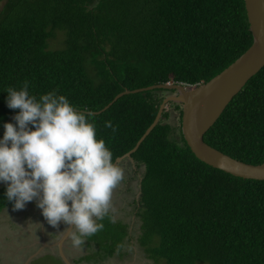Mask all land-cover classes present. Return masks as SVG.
Wrapping results in <instances>:
<instances>
[{"label":"trees","instance_id":"obj_1","mask_svg":"<svg viewBox=\"0 0 264 264\" xmlns=\"http://www.w3.org/2000/svg\"><path fill=\"white\" fill-rule=\"evenodd\" d=\"M0 1V139L8 116L20 111L7 106V88L19 90L27 80L30 96L55 91L76 110L92 112L89 122L113 162L153 122L162 100L156 93L164 89L125 94L93 112L124 89L205 83L252 42L244 0ZM56 31L64 33V47L49 49ZM167 116L164 109L131 155L143 167L138 244L164 264H264V180L236 177L200 161L180 127L176 138L163 122ZM108 121L112 128L105 127ZM203 139L243 162H264V66ZM6 187H0V210L13 206ZM109 217L110 212L97 220L104 228L86 237L95 262L113 256L128 235L127 224Z\"/></svg>","mask_w":264,"mask_h":264},{"label":"clouds","instance_id":"obj_2","mask_svg":"<svg viewBox=\"0 0 264 264\" xmlns=\"http://www.w3.org/2000/svg\"><path fill=\"white\" fill-rule=\"evenodd\" d=\"M28 88L25 80L19 90L8 87L6 91L7 106L20 111L13 117L16 125L4 124L0 181L6 183L5 194L15 210L35 199L49 225L68 226L58 234L62 240L83 250L85 237L104 228L97 220L108 216L123 170L113 163L105 141L97 139L95 125L88 119L92 113L76 110L55 91L37 99ZM105 127L112 128L111 122ZM124 248L118 244L117 254Z\"/></svg>","mask_w":264,"mask_h":264},{"label":"water","instance_id":"obj_3","mask_svg":"<svg viewBox=\"0 0 264 264\" xmlns=\"http://www.w3.org/2000/svg\"><path fill=\"white\" fill-rule=\"evenodd\" d=\"M244 7L252 42L240 56L210 80L189 89L183 84L170 82L133 90L124 89L116 94L101 110L93 112L101 113L125 94L153 89L173 91L172 94L162 98L153 122L138 139L135 146L117 157L113 163L119 164L123 159H129L134 163L131 157L132 153L137 150L159 122L166 105L173 102L181 104V134L197 159L236 177L264 180V162L259 164L243 162L210 146L203 139L206 131L219 118L231 99L264 66V0H244ZM16 114L8 116L6 123H9ZM62 241L60 238L59 246H61ZM60 256L64 264H71V261L61 251Z\"/></svg>","mask_w":264,"mask_h":264},{"label":"rangeland","instance_id":"obj_4","mask_svg":"<svg viewBox=\"0 0 264 264\" xmlns=\"http://www.w3.org/2000/svg\"><path fill=\"white\" fill-rule=\"evenodd\" d=\"M2 1H0V6ZM65 35L62 31H56L55 36L49 40V49H60L64 47ZM171 91H158L156 95L163 98L166 95L172 94ZM168 116L163 119L164 123H169L172 127L173 135L177 138L179 127H180V112L181 108H177L175 104L168 103L165 107ZM181 129V128H180ZM123 170V179L118 184V186L113 190L111 209L110 213L113 214L112 222L122 223L128 225V235L123 238L125 241V248L122 249L119 254L117 252L100 262L93 261L95 254L93 253L95 247L94 245L86 251V247L83 246V250L74 249L71 246V241H69V248L67 249V254L72 259L79 258L85 253L91 255L89 260L78 261L75 260L74 264H164V261L154 262L149 258L148 254L144 251L142 247L138 244V235L140 233V218L137 215V200L139 198V183L143 173V167H136L135 163L131 162L129 159H123L119 164H117ZM5 182L0 181V187L4 185ZM35 203L36 200L34 199ZM71 203V202H69ZM22 210H15L14 207H5L0 210V264H61L58 260L52 259L51 256L38 257L35 258L33 254L37 248L24 251L22 254L19 252L20 257L16 256L17 248H20V239L24 238L23 235H18L17 231H14V224L21 222L22 216L26 217ZM33 218L28 217L25 219L27 225L29 221L32 222ZM55 236H51V240L55 239ZM86 239V237H85ZM88 240V239H87ZM49 242V240H48ZM50 243V242H49ZM18 246V247H16ZM25 247L26 243H23L21 247ZM30 247V246H29ZM131 251H128V248ZM55 250V249H54ZM55 254V251H52ZM33 254L34 256H32ZM31 255V256H30ZM30 256V257H29ZM48 256V257H47ZM29 257V259H27Z\"/></svg>","mask_w":264,"mask_h":264},{"label":"crops","instance_id":"obj_5","mask_svg":"<svg viewBox=\"0 0 264 264\" xmlns=\"http://www.w3.org/2000/svg\"><path fill=\"white\" fill-rule=\"evenodd\" d=\"M5 184L6 183H4V185ZM8 207H13V206H8ZM24 209H25L24 212L28 214H25L26 217L24 216L20 217L22 219L21 222L19 220V222L14 224L15 225L14 231H17L18 235H23V233L26 234V237L25 235H23L24 238H21L19 241L21 242V244H20V248L19 249L17 248L18 255L16 256V258L20 257L19 252H21L22 254L24 251L26 252L28 249L31 250L34 247L36 248V246H37V249L33 253L34 255H37L39 252H43L44 254L51 256L52 259L53 258L61 259V256H60V251H61L67 258H69V255L67 254L68 253L67 249L69 248L68 246H69L70 240H63L61 243V246H59L60 244L58 240L62 238L58 234L60 232H63L64 229L68 226L65 225L63 222H60L58 228H55L53 231H47V227H48L47 221L42 215V210L36 206V203L34 200L31 202H27ZM28 217L33 218L32 223L41 224L42 228L39 229V225H34V224L30 226L27 225V223L25 222V219H28ZM127 231H128V228H127ZM49 234H52V236H55L54 237L55 239L49 240L50 243L47 241V237H49ZM23 243H26L25 247L24 246L21 247ZM55 245H56V249H55L56 251L54 250ZM84 247H86V251H88V249L92 247V244H89L86 240L84 243ZM52 251H55V253L57 252V257L53 256ZM33 254L31 255L34 256ZM46 255H43V256H46ZM29 257L27 259H29Z\"/></svg>","mask_w":264,"mask_h":264},{"label":"flooded vegetation","instance_id":"obj_6","mask_svg":"<svg viewBox=\"0 0 264 264\" xmlns=\"http://www.w3.org/2000/svg\"><path fill=\"white\" fill-rule=\"evenodd\" d=\"M171 92H173V91H171ZM180 107H181V104H180ZM47 231H53L55 228H53L51 225H49L48 223H47ZM51 226V227H50ZM52 235H49V237H47V241L48 240H51V237ZM59 240V239H58ZM36 248H37V246H36ZM54 249H56V245H55V247H54ZM56 251V250H55ZM43 255H44V253L43 252H39L37 255H35V258H38V257H43ZM88 254L87 253H85L84 255H82L81 257H79V258H74V259H72L71 257H69L68 259L71 261V264H74L73 262H75V260H78V261H82V260H86V259H80V258H82V257H86ZM53 256H56L57 257V252L55 253V254H53ZM61 261H62V259H61ZM63 262V261H62ZM64 264V263H63Z\"/></svg>","mask_w":264,"mask_h":264}]
</instances>
